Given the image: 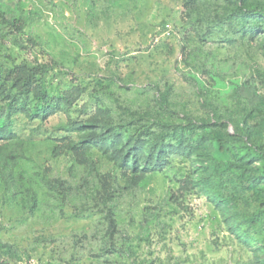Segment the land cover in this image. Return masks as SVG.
<instances>
[{"label": "rangeland", "instance_id": "1", "mask_svg": "<svg viewBox=\"0 0 264 264\" xmlns=\"http://www.w3.org/2000/svg\"><path fill=\"white\" fill-rule=\"evenodd\" d=\"M264 0H0V264H264Z\"/></svg>", "mask_w": 264, "mask_h": 264}, {"label": "trees", "instance_id": "2", "mask_svg": "<svg viewBox=\"0 0 264 264\" xmlns=\"http://www.w3.org/2000/svg\"><path fill=\"white\" fill-rule=\"evenodd\" d=\"M248 12L264 15V7L261 5H258V6L250 8ZM0 19L1 20L5 19V15L1 10H0Z\"/></svg>", "mask_w": 264, "mask_h": 264}]
</instances>
